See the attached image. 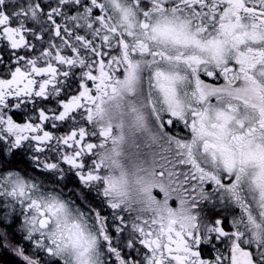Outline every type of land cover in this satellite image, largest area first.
I'll use <instances>...</instances> for the list:
<instances>
[{"label": "snow or ice", "instance_id": "snow-or-ice-1", "mask_svg": "<svg viewBox=\"0 0 264 264\" xmlns=\"http://www.w3.org/2000/svg\"><path fill=\"white\" fill-rule=\"evenodd\" d=\"M0 264H264V0H0Z\"/></svg>", "mask_w": 264, "mask_h": 264}]
</instances>
